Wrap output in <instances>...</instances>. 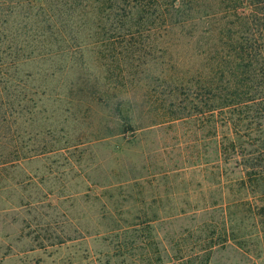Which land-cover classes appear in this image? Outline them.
<instances>
[{
  "label": "rangeland",
  "instance_id": "rangeland-1",
  "mask_svg": "<svg viewBox=\"0 0 264 264\" xmlns=\"http://www.w3.org/2000/svg\"><path fill=\"white\" fill-rule=\"evenodd\" d=\"M134 36L115 51L141 42L144 58L130 66L126 54L111 72L112 48L86 36L0 69V264H173L172 242L219 195L203 160L215 139L191 106L170 121L187 93L172 79L196 55L174 33ZM251 262L228 243L208 264Z\"/></svg>",
  "mask_w": 264,
  "mask_h": 264
},
{
  "label": "trees",
  "instance_id": "trees-1",
  "mask_svg": "<svg viewBox=\"0 0 264 264\" xmlns=\"http://www.w3.org/2000/svg\"><path fill=\"white\" fill-rule=\"evenodd\" d=\"M170 33L187 40L198 62L172 79L174 91L187 93L174 94L183 107L174 105L170 121L193 107L215 139L216 158L206 151L203 160L214 163L219 191L204 200L184 244L172 242L173 264H208L228 243L264 264V0H0V69L80 47L86 36L92 47L112 48L111 72L127 55L130 66L135 53L144 58L141 42H119L124 53H116V39Z\"/></svg>",
  "mask_w": 264,
  "mask_h": 264
}]
</instances>
